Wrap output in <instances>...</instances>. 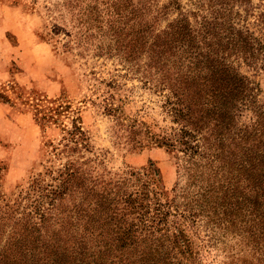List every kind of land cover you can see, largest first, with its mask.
I'll return each instance as SVG.
<instances>
[{"label": "trees", "instance_id": "trees-1", "mask_svg": "<svg viewBox=\"0 0 264 264\" xmlns=\"http://www.w3.org/2000/svg\"><path fill=\"white\" fill-rule=\"evenodd\" d=\"M262 1L122 0V62L162 96L172 124L152 141L175 152L178 184L166 196L152 160L101 191L71 171L60 219L0 208V264H206L205 248L264 264V99L250 73L264 71Z\"/></svg>", "mask_w": 264, "mask_h": 264}, {"label": "rangeland", "instance_id": "rangeland-1", "mask_svg": "<svg viewBox=\"0 0 264 264\" xmlns=\"http://www.w3.org/2000/svg\"><path fill=\"white\" fill-rule=\"evenodd\" d=\"M207 2L183 0L192 9ZM250 73L264 99V71ZM161 98L122 62V0H0L2 211L34 215L38 204L60 219L72 206V179L60 193L71 171L101 191L150 160L170 196L181 167L152 141L172 124ZM204 234L191 233L197 248ZM212 249L204 262L222 264Z\"/></svg>", "mask_w": 264, "mask_h": 264}]
</instances>
